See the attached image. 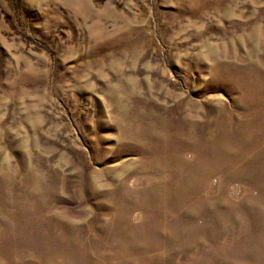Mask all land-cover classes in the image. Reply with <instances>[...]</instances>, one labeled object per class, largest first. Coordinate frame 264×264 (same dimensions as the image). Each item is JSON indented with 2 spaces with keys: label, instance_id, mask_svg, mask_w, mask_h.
Instances as JSON below:
<instances>
[{
  "label": "rangeland",
  "instance_id": "1",
  "mask_svg": "<svg viewBox=\"0 0 264 264\" xmlns=\"http://www.w3.org/2000/svg\"><path fill=\"white\" fill-rule=\"evenodd\" d=\"M0 264H264V0H0Z\"/></svg>",
  "mask_w": 264,
  "mask_h": 264
}]
</instances>
